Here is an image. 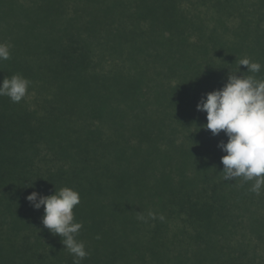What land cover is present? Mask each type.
I'll use <instances>...</instances> for the list:
<instances>
[{
  "label": "trees",
  "instance_id": "trees-1",
  "mask_svg": "<svg viewBox=\"0 0 264 264\" xmlns=\"http://www.w3.org/2000/svg\"><path fill=\"white\" fill-rule=\"evenodd\" d=\"M0 43L31 81L0 97V264H73L26 200L62 187L81 264H264V189L224 180L196 109L242 58L264 79V0H0Z\"/></svg>",
  "mask_w": 264,
  "mask_h": 264
},
{
  "label": "clouds",
  "instance_id": "clouds-1",
  "mask_svg": "<svg viewBox=\"0 0 264 264\" xmlns=\"http://www.w3.org/2000/svg\"><path fill=\"white\" fill-rule=\"evenodd\" d=\"M10 59V45L0 43V61ZM246 66L240 72L239 66ZM262 65L249 58H242L235 72L228 75L226 83L218 90L204 94L196 105L197 111L206 113V124L213 136L223 132L227 142L217 147L225 153L221 157L225 181L242 178L252 181L251 191L260 194L264 189V79L255 74ZM249 73V75H245ZM31 81L22 75H12L0 80V97H8L11 102L19 103L28 94ZM26 200L34 210L43 207L42 225L51 234L61 237L73 264H81L89 253L82 241L76 237L83 225L75 220L74 207L80 203L79 193L69 187H62L54 194L44 196L31 192ZM155 218V214L148 213ZM138 219L144 220L140 215ZM160 219L164 217L161 215Z\"/></svg>",
  "mask_w": 264,
  "mask_h": 264
},
{
  "label": "rangeland",
  "instance_id": "rangeland-1",
  "mask_svg": "<svg viewBox=\"0 0 264 264\" xmlns=\"http://www.w3.org/2000/svg\"><path fill=\"white\" fill-rule=\"evenodd\" d=\"M262 247H263V245L260 244L259 242H257L256 239H254V238L252 239L251 244L248 248V251L255 253V255H256L255 262L263 261L264 255H263V248ZM261 255H263V257H261ZM152 263H154V261L141 260V261H139V263H133V264H152ZM171 264H175V259L172 258Z\"/></svg>",
  "mask_w": 264,
  "mask_h": 264
}]
</instances>
